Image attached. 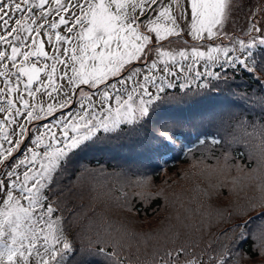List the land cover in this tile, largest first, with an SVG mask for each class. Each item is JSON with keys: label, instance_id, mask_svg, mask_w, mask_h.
<instances>
[{"label": "snow or ice", "instance_id": "obj_1", "mask_svg": "<svg viewBox=\"0 0 264 264\" xmlns=\"http://www.w3.org/2000/svg\"><path fill=\"white\" fill-rule=\"evenodd\" d=\"M243 10L244 0H0V264H241L249 239L264 255V6L237 35ZM205 99L218 103L163 115ZM190 132L218 161L220 147L223 169L243 170L230 163L235 145L256 156L260 195L230 199L205 225L203 200L228 184L197 187L162 239L73 203L85 175L103 174L82 163L89 155L136 146L163 161L193 152L179 143ZM117 204L137 211L126 194Z\"/></svg>", "mask_w": 264, "mask_h": 264}, {"label": "trees", "instance_id": "obj_2", "mask_svg": "<svg viewBox=\"0 0 264 264\" xmlns=\"http://www.w3.org/2000/svg\"><path fill=\"white\" fill-rule=\"evenodd\" d=\"M236 82L241 85V88L248 87L249 91L256 88L254 78L248 75H237ZM204 101L206 108L214 107L218 103L213 99ZM248 119H252V116L249 115ZM231 130L226 128L221 135ZM211 131L215 134L214 130ZM189 134L191 133H185L184 136L189 138ZM200 139L205 137L200 136L199 139L196 137L188 142L190 146H186V149L192 148L193 153L185 155V152H182L174 159L168 160L163 167L156 163L155 157L147 147H114L89 155L82 163L91 169H103V174L97 171L92 175H85L81 180L83 190L74 189L73 203L78 206V210L89 215H92L94 210L97 214L102 213L108 216L114 225H122L136 233H150L154 238L162 239L167 229L175 223L176 212L181 208V204H188L197 187L203 188L209 183L216 185L226 181L228 187L217 189L221 193L220 196H213L211 201L203 200L205 225L209 223L216 225L218 217L215 215V210L228 206L230 199L233 202L237 198L243 201L247 197L260 195L256 188L257 174L252 172L258 167V158L253 156L250 160L247 154L239 157L238 153L243 152L244 148L242 145H235L231 155L237 158L232 159L230 163L232 165L239 163L244 168L240 171L235 166L230 170L223 169L224 161L220 147L216 146L212 149L214 156L219 158L218 161L213 158L207 147L199 146ZM208 139L210 140V137ZM201 157H203V163H198ZM205 165L214 167L206 169ZM233 181H235V189L229 198V187L232 186ZM141 182L150 187L138 186ZM123 194H126L128 200L135 206L137 211L133 214L122 212L118 207L117 198L122 200ZM149 196L151 198L146 199ZM191 206L196 205L193 203ZM199 219L197 218L193 223H199ZM220 227H228V225ZM218 231L219 229L215 226L210 231L206 230L203 234L204 241ZM199 236L200 233H194L192 239L195 240ZM252 243L249 239L243 245L250 259H243L241 264H261L264 261V255L253 249ZM140 246L142 248L143 244L141 243ZM133 253L135 254V245Z\"/></svg>", "mask_w": 264, "mask_h": 264}, {"label": "rangeland", "instance_id": "obj_3", "mask_svg": "<svg viewBox=\"0 0 264 264\" xmlns=\"http://www.w3.org/2000/svg\"><path fill=\"white\" fill-rule=\"evenodd\" d=\"M248 6H250V9H252V7H253V5L250 3V0H244V10L240 11V12H237L235 14L234 19H235L236 23L239 24V26H237V24H235L236 25V27H235L236 30H239L241 28L244 29V30L247 29V27H248L247 21L248 20L245 18V14L247 13L246 10H247ZM230 27H232V26H230ZM189 43H191V42H189Z\"/></svg>", "mask_w": 264, "mask_h": 264}]
</instances>
